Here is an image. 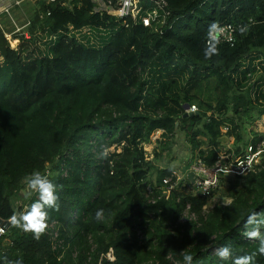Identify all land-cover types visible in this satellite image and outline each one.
Instances as JSON below:
<instances>
[{
    "label": "trees",
    "instance_id": "16d2710c",
    "mask_svg": "<svg viewBox=\"0 0 264 264\" xmlns=\"http://www.w3.org/2000/svg\"><path fill=\"white\" fill-rule=\"evenodd\" d=\"M67 2L43 1L17 49L0 30V223L8 228L0 257L24 264H183L188 253L193 264H231L214 250L230 244L237 255L256 251L258 242L242 233L249 213L264 212V153L249 174L222 178L213 194L229 203L209 207L211 196L164 186L171 170H160L153 184L157 167L144 146L162 130L159 157L181 130L199 151L193 159L212 165L223 137L234 140L235 158L264 142V133L247 128L263 118L264 104L258 110L249 89L242 90L251 70H241L245 57L264 56V0H166L164 11L139 0L142 16L127 26L95 13L92 0ZM148 15L149 25L138 21ZM213 21L233 25L236 42L219 44L220 55L206 60ZM94 33L107 37L97 43ZM194 103L198 114L184 118V104ZM101 145L114 148L107 159L99 156ZM47 169L60 207L48 210L49 227L36 240L7 220L36 199L21 196L25 175Z\"/></svg>",
    "mask_w": 264,
    "mask_h": 264
},
{
    "label": "clouds",
    "instance_id": "9594fccd",
    "mask_svg": "<svg viewBox=\"0 0 264 264\" xmlns=\"http://www.w3.org/2000/svg\"><path fill=\"white\" fill-rule=\"evenodd\" d=\"M239 31L242 35L246 34L248 26L242 25ZM223 32L224 27L217 21H213L208 25L203 49V56L206 60L220 55L219 44ZM110 154L111 149L105 145H101V150L99 152L100 158L107 159ZM148 159L150 160L149 156ZM175 175L176 174L173 173L172 178H174ZM23 179L26 188L29 190L28 195L31 196L32 194H36V199L23 211H14L8 218L7 223L13 228L20 229L25 233H30L34 239L39 240L49 227L48 210H58L60 207L59 196L57 194L58 185L55 184L48 175L38 170L26 174ZM187 180L186 178L182 181ZM95 215L98 220L102 219L104 217V210H97ZM243 229L242 234L248 240L258 242L256 251L251 254L237 255L234 253L230 244L224 245L214 250V255L220 261H230L231 264H255L257 255L264 256V212L252 211L249 213L244 220ZM182 260L183 264H193L194 257L191 254L184 253ZM0 264H24V260L23 258L9 259L7 256H3L0 257Z\"/></svg>",
    "mask_w": 264,
    "mask_h": 264
},
{
    "label": "built area",
    "instance_id": "2783aa9c",
    "mask_svg": "<svg viewBox=\"0 0 264 264\" xmlns=\"http://www.w3.org/2000/svg\"><path fill=\"white\" fill-rule=\"evenodd\" d=\"M59 0H48L47 3H56ZM72 0H68L67 5L71 3ZM94 2L95 13L100 15H109L117 19V21H121L123 25L127 26V20L129 18L141 17L140 11L138 9L137 4L139 0H92ZM152 3L161 11H164L167 7L166 0H152ZM20 4L17 0H0V19L4 16H11V11ZM167 13V11L165 12ZM50 14L48 13V16ZM150 16L140 18L138 21L142 20L144 25H149ZM154 16H157L155 14ZM30 23H28L29 25ZM167 24V23H166ZM165 24V25H166ZM15 27L17 25L15 24ZM224 32L220 37V44H230L233 46L236 42V28L227 24L224 25ZM20 28L17 27L16 30L7 33L4 31L3 27H0V30L7 37H13V39L18 40L20 42V36L24 34H18L20 32ZM26 37V36H25ZM19 45V44H17ZM18 47V46H17ZM17 49V48H14ZM248 57H245L246 60ZM259 61L264 62V57L262 56ZM258 61V62H259ZM249 62L241 67V70H246L249 68ZM199 108L197 105H191L188 113L198 114ZM211 115V114H210ZM264 153V142L259 143L258 145L249 144L246 148L244 154L240 157L235 158L234 156H230L227 154L219 155V158L212 165L206 164L202 159L197 158L194 160L191 172L195 173L197 178L195 180L193 186V192L199 194L203 197H210L212 193L217 189L218 185L221 183L222 178L224 177H237V176H245L250 172L254 171L255 167L261 164L262 154ZM49 170L47 169L44 174L48 175ZM180 183H184L178 176H174V178H165L163 180L164 186H169V190L175 189ZM192 184V183H191ZM24 185V184H23ZM50 229L53 233V239L56 240L58 238L57 233L55 232L54 226L51 225ZM54 230V231H53ZM8 228L4 226H0V238L7 234ZM61 242H58L55 247L60 246ZM106 258L109 261H114V255L111 256V253L107 254Z\"/></svg>",
    "mask_w": 264,
    "mask_h": 264
},
{
    "label": "rangeland",
    "instance_id": "374dc122",
    "mask_svg": "<svg viewBox=\"0 0 264 264\" xmlns=\"http://www.w3.org/2000/svg\"><path fill=\"white\" fill-rule=\"evenodd\" d=\"M20 2L18 6H16L12 11H11V16H4L0 19V27H3L4 31L7 33L14 31L19 27L20 32L18 34H24L28 38V34L30 33V24L34 21V17L36 13L39 11L40 7L42 6L43 1L47 2L48 0H17ZM15 24L17 27H15ZM85 34L90 35L92 32L90 30H85L83 31ZM106 33V32H104ZM95 36V42L100 43L102 42L107 35H103L101 33H94ZM8 44L11 48H17L18 40L13 39V37H7ZM261 53H253L251 54L246 60H244L241 64V67H243L244 64L249 62L248 66L249 69L251 70L250 73L248 74L246 82H243V88L242 90L245 91L249 89L250 96L255 102V106L258 110L261 107V102L264 104V99H263V90H264V62L259 61L260 58L263 55H260ZM264 57V56H263ZM259 61V62H258ZM2 63V58L0 57V64ZM205 83V82H204ZM245 83V84H244ZM203 100V99H202ZM259 100V101H258ZM195 104V103H194ZM197 105V104H195ZM198 107V106H197ZM199 108V107H198ZM257 111L254 110V116ZM258 127L255 126V123L248 124L247 128L250 130H253L256 128L257 130H260L261 127L262 129L264 128V121L259 120L257 123ZM154 136V134H153ZM249 136L248 138H250ZM152 138V137H151ZM153 143V142H152ZM145 151L147 155L149 156L150 160H152L156 164V169H154L149 177L150 181L153 184L157 183V178L160 173V170L163 169H173L174 171L177 172V175L179 178H183L185 180V168L187 167L190 163L189 157L191 156L190 149L191 146L189 144V139L187 134L184 131H178L176 133L175 139H174V144L172 145V149L170 152H165L161 153L159 157L154 158V152L153 148L150 147V142L149 144H146L145 146ZM157 149V145L155 147ZM114 148L111 149L113 151ZM161 152V151H159ZM192 152V151H191ZM151 154V156L149 155ZM180 166H185L183 170L181 169ZM179 171H183L182 173H179ZM186 181L184 183H180L179 185H183L184 189L187 192L193 193V186L186 184ZM221 184V183H220ZM220 184L218 185L217 189L220 187ZM216 189V190H217ZM28 189L26 188L25 184L22 186V193L21 196H27L28 194ZM216 192V191H215ZM213 194V193H212ZM226 203H229L228 200L221 199L219 196V193L217 191V194L211 195V199L209 201V207L214 206V205H225Z\"/></svg>",
    "mask_w": 264,
    "mask_h": 264
},
{
    "label": "crops",
    "instance_id": "0c3cea01",
    "mask_svg": "<svg viewBox=\"0 0 264 264\" xmlns=\"http://www.w3.org/2000/svg\"><path fill=\"white\" fill-rule=\"evenodd\" d=\"M210 114H211V111H209L208 113H207V115L208 116H210ZM260 120H263L264 121V116H263V118L262 119H260ZM259 122V120H257V121H255L254 123H255V126L256 127H258V123ZM227 131V129H223V132L225 133ZM257 132H262V133H264V128L262 129V127H261V129L260 130H257ZM162 136H163V131L162 130H158V131H156L155 133H154V136H152V138H151V141H150V147L151 148H153V150H155V147H156V145H157V142L158 141H160V140H162ZM251 139V138H250ZM202 140V139H201ZM153 142V143H152ZM233 144H234V140L233 139H230V140H228L227 141V144H225V145H223V146H221V147H219L218 148V154L219 155H224V154H227V155H229V151L230 150H234V146H233ZM208 148H209V145H206V144H204L203 146H202V149L204 150V151H206V150H208ZM192 150L190 149V153H191V156L189 157V160H190V163L188 164V165H186L187 167L185 168V178L184 179H186L187 178V176H188V174L191 172V167H192V164H193V162H194V160L195 159H193V158H195L196 156H198L199 155V151L198 150H196V151H192ZM150 156H151V154H149ZM158 167V166H157ZM181 167V169L183 170V168L185 167V166H180ZM167 170H171L170 168L169 169H167ZM173 173H175L176 175H177V172L176 171H174L173 169L171 170ZM184 171V170H183ZM183 171H179V173H182ZM178 176V175H177ZM182 180H183V178H181Z\"/></svg>",
    "mask_w": 264,
    "mask_h": 264
},
{
    "label": "water",
    "instance_id": "95a60500",
    "mask_svg": "<svg viewBox=\"0 0 264 264\" xmlns=\"http://www.w3.org/2000/svg\"><path fill=\"white\" fill-rule=\"evenodd\" d=\"M21 38H25V35H21V36H20V39H21ZM183 108H184V110H185L184 118L192 117V116L195 115V114H193V113H188V112H187V111L189 110V108H190V105H189V104H184ZM177 125H178V124H177ZM227 141H228L227 137H223V138H221V139L219 140V142L222 143L223 145L227 144ZM196 178H197V176H196V174L193 173V172H190V173L188 174V176H187V179H188L192 184L195 183ZM0 226H4V224H1V223H0ZM4 227L6 228V226H4ZM110 253H111V256H113V251H110Z\"/></svg>",
    "mask_w": 264,
    "mask_h": 264
}]
</instances>
